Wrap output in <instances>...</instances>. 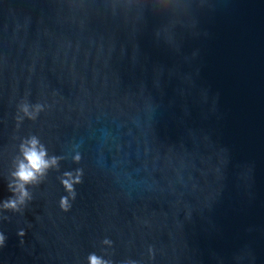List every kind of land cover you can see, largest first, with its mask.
Returning a JSON list of instances; mask_svg holds the SVG:
<instances>
[{
	"label": "water",
	"instance_id": "obj_1",
	"mask_svg": "<svg viewBox=\"0 0 264 264\" xmlns=\"http://www.w3.org/2000/svg\"><path fill=\"white\" fill-rule=\"evenodd\" d=\"M0 238V264H264V0H0Z\"/></svg>",
	"mask_w": 264,
	"mask_h": 264
},
{
	"label": "clouds",
	"instance_id": "obj_2",
	"mask_svg": "<svg viewBox=\"0 0 264 264\" xmlns=\"http://www.w3.org/2000/svg\"><path fill=\"white\" fill-rule=\"evenodd\" d=\"M33 143H35V141H33ZM44 155V152H38L35 148L26 152L25 156L28 160V166H21L20 171L17 173L18 178L25 183L34 180L36 178V174L41 173L43 169L48 166L47 161L44 160ZM69 187L71 186L69 185ZM23 195H27V193H23ZM12 207H15V205L13 204ZM62 207L67 210L65 202L63 201ZM0 241H2V238H0ZM92 264H99L95 257H92Z\"/></svg>",
	"mask_w": 264,
	"mask_h": 264
}]
</instances>
